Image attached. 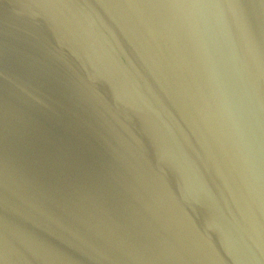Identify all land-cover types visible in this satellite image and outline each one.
Returning a JSON list of instances; mask_svg holds the SVG:
<instances>
[{"label": "water", "instance_id": "95a60500", "mask_svg": "<svg viewBox=\"0 0 264 264\" xmlns=\"http://www.w3.org/2000/svg\"><path fill=\"white\" fill-rule=\"evenodd\" d=\"M0 264H264V0H0Z\"/></svg>", "mask_w": 264, "mask_h": 264}]
</instances>
